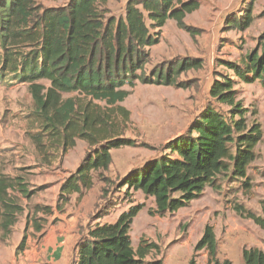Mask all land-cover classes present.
<instances>
[{"label":"trees","instance_id":"1","mask_svg":"<svg viewBox=\"0 0 264 264\" xmlns=\"http://www.w3.org/2000/svg\"><path fill=\"white\" fill-rule=\"evenodd\" d=\"M256 1L249 0L241 14L227 15V27L248 29L255 19ZM108 4L109 0H63L47 6L43 0H0V83L8 79L28 85L36 130L31 140L43 153L48 147L66 153L77 139L92 148L62 182L55 205L38 204L36 213H63L73 194L81 196L93 187L94 172L109 169L111 151L131 144L129 138L122 137L129 113L119 105L131 88L138 82L188 88L180 75L203 65L201 59L184 58L166 67L146 69L151 47L160 42L161 29L169 20L190 29L185 17L201 7L199 0H126L120 15ZM219 63L227 72L214 78L209 95L227 111L207 103L186 131L164 144L159 156L131 169L117 183L119 189L141 190L153 197L159 214L186 207L208 186L216 187V178L222 174L241 180L246 189L251 187L248 170L263 131L259 122L249 120L236 85L259 82L264 87V32L241 60ZM13 190L25 197L33 193L22 177H10L0 169V233L5 236L24 211ZM262 206L263 215L241 205L236 211L264 230ZM143 207V203L133 205L113 222L89 223L80 232L71 264H143L153 246L140 244L135 250L130 234ZM95 216L99 219L103 214L98 211ZM33 226L37 232L44 229L37 219ZM26 248L24 236L17 251ZM201 250L208 252L207 264H234L219 257L211 224L205 225L194 247V252ZM242 256L244 264H264L263 249L244 247ZM188 264H198L195 254Z\"/></svg>","mask_w":264,"mask_h":264},{"label":"rangeland","instance_id":"2","mask_svg":"<svg viewBox=\"0 0 264 264\" xmlns=\"http://www.w3.org/2000/svg\"><path fill=\"white\" fill-rule=\"evenodd\" d=\"M201 7L185 17L190 29L169 20L161 29L160 42L151 47L150 62L166 67L170 62L184 58L202 60V67L182 73L179 80L188 88L160 84H142L130 89L129 96L119 105L129 113V120L122 137L131 144L113 149L109 169L94 172V185L83 195L73 194L67 208L89 221L79 222V232L96 222H113L131 206L143 203L131 227L133 247L140 244L153 246L147 252L143 264L161 260L163 264H188L195 254L198 264L208 263V252H194L206 224L214 226L219 244V257L229 258L234 264H244L242 249L257 247L264 250V230L236 206L263 215L264 204V87L259 83H237V95L248 108V118L261 124L263 137L256 147V158L250 164L248 174L251 187H243L241 180H231L230 175H219L216 187L208 186L204 193L186 207L175 212H156L154 198L141 190L118 188V181L131 169L140 167L148 159L157 157L164 144L186 131L200 110L211 102L219 110L227 107L213 101L209 88L215 77L227 72L221 60L239 61L252 51L264 32V0L255 2L253 24L246 30L227 27L225 17L241 14L249 0H199ZM63 0H43L47 6L61 4ZM108 6L116 15L124 13L125 0H109ZM256 113V115H253ZM34 103L28 85L12 83L8 79L0 83V169L10 177L20 176L25 187L33 192L25 197L20 191L12 194L24 207L8 235L0 233V264H31V248L42 233L57 224L63 213L48 215L36 213V205L54 206L62 182L74 172L92 148L77 139L66 153L47 148L40 152L31 140L36 130ZM51 149V150H49ZM103 190L105 194L103 195ZM101 211L103 216L93 217ZM106 211V212H105ZM56 222H53L55 218ZM37 219L44 229L35 231ZM83 224V225H82ZM27 236V248L20 252L17 247Z\"/></svg>","mask_w":264,"mask_h":264},{"label":"crops","instance_id":"3","mask_svg":"<svg viewBox=\"0 0 264 264\" xmlns=\"http://www.w3.org/2000/svg\"><path fill=\"white\" fill-rule=\"evenodd\" d=\"M63 214L65 216H59L57 224H52L42 233L39 240L33 243L31 258L35 263L31 264H71L80 237L79 222L87 223L89 218H79L70 208Z\"/></svg>","mask_w":264,"mask_h":264}]
</instances>
